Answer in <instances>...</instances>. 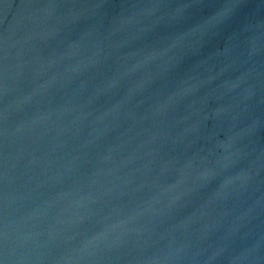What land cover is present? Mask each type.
I'll list each match as a JSON object with an SVG mask.
<instances>
[{"label":"water","instance_id":"1","mask_svg":"<svg viewBox=\"0 0 264 264\" xmlns=\"http://www.w3.org/2000/svg\"><path fill=\"white\" fill-rule=\"evenodd\" d=\"M0 264H264V0H0Z\"/></svg>","mask_w":264,"mask_h":264}]
</instances>
